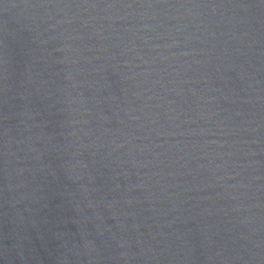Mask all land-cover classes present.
<instances>
[{"label":"water","instance_id":"obj_1","mask_svg":"<svg viewBox=\"0 0 264 264\" xmlns=\"http://www.w3.org/2000/svg\"><path fill=\"white\" fill-rule=\"evenodd\" d=\"M0 264H264V2L0 0Z\"/></svg>","mask_w":264,"mask_h":264},{"label":"snow or ice","instance_id":"obj_2","mask_svg":"<svg viewBox=\"0 0 264 264\" xmlns=\"http://www.w3.org/2000/svg\"><path fill=\"white\" fill-rule=\"evenodd\" d=\"M262 2H264V0H262Z\"/></svg>","mask_w":264,"mask_h":264}]
</instances>
